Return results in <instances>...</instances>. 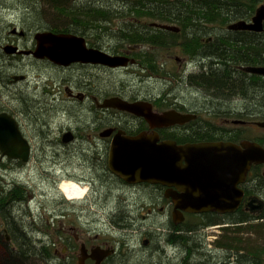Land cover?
<instances>
[{
    "label": "flooded vegetation",
    "instance_id": "obj_1",
    "mask_svg": "<svg viewBox=\"0 0 264 264\" xmlns=\"http://www.w3.org/2000/svg\"><path fill=\"white\" fill-rule=\"evenodd\" d=\"M156 2L0 0V117L29 151L27 162L0 152V163L20 172L8 191L21 193L31 223L23 233L57 243L64 264H264L254 230L264 226V161L248 168L229 214L212 211L201 191L207 156L180 188L128 183L111 170L113 145L132 138L240 150L247 142L264 152L260 98L210 89L207 48L219 44L220 27L145 15ZM236 72L229 76L239 81ZM187 168L182 161L179 170ZM64 185L83 195L69 198ZM9 226L0 214L7 245Z\"/></svg>",
    "mask_w": 264,
    "mask_h": 264
},
{
    "label": "water",
    "instance_id": "obj_2",
    "mask_svg": "<svg viewBox=\"0 0 264 264\" xmlns=\"http://www.w3.org/2000/svg\"><path fill=\"white\" fill-rule=\"evenodd\" d=\"M263 26L264 6H261L249 23L240 21L238 24L230 25L228 30L261 33ZM94 59L95 62L105 61L101 55L94 56ZM243 70L249 75L264 77V67ZM14 126L15 123L10 118L0 117V152L8 159H22L27 162L28 147L24 141L17 143L19 134ZM124 146L118 143L113 145V157L116 160L113 165L111 164V170L121 179L132 184L148 182L180 188L181 182L190 178V166L193 168L195 177L198 178L201 165L198 157L207 156L203 162L208 167L211 162L212 168L207 170L206 178H209V181L207 185H203L201 191L205 195L209 193L210 203H216L211 205L210 209L222 214L234 213L238 209L243 195L238 184L243 182L253 162L264 161V152L247 142L242 144L244 150L228 143L182 147L176 146L175 143L164 142L158 145L148 138H132ZM182 161L188 164L185 171L179 170ZM211 178L214 182L213 187ZM202 198L203 196H200L201 200ZM173 199L175 205L186 208V201L181 196L173 197Z\"/></svg>",
    "mask_w": 264,
    "mask_h": 264
},
{
    "label": "trees",
    "instance_id": "obj_3",
    "mask_svg": "<svg viewBox=\"0 0 264 264\" xmlns=\"http://www.w3.org/2000/svg\"><path fill=\"white\" fill-rule=\"evenodd\" d=\"M146 1V0H138ZM156 1V0H152ZM153 4L152 13L145 15L153 16H177L172 20L188 21V27H199L202 25L205 32L213 26L220 27L221 34L219 44L213 48H207L208 68L211 75L216 79L210 81V89L219 91L223 85L224 89L230 91L241 89L242 98L249 99L257 96L264 103V77L248 76L244 68L264 67V26L261 33L231 31L230 25L238 24L240 21L249 23L255 12L264 6V0H158ZM146 7H143V9ZM141 10V7L139 8ZM180 15H185L180 17ZM191 15V16H190ZM195 22V23H194ZM214 45V44H213ZM236 67L240 68L239 74ZM236 72L240 80L231 78L229 74ZM255 87H261L258 89ZM21 193L16 190L6 191L0 194V214L6 219L10 215L7 206L20 205ZM258 219V218H256ZM260 219H264V214ZM257 250L260 257L264 256V226H255ZM13 236V245L3 243L0 235V264H55L60 262L47 245L37 244L36 240L29 238L18 229L17 225L9 229ZM40 241V240H39ZM41 242V241H40Z\"/></svg>",
    "mask_w": 264,
    "mask_h": 264
},
{
    "label": "rangeland",
    "instance_id": "obj_4",
    "mask_svg": "<svg viewBox=\"0 0 264 264\" xmlns=\"http://www.w3.org/2000/svg\"><path fill=\"white\" fill-rule=\"evenodd\" d=\"M27 175L29 176V172L28 170L26 171ZM19 174L20 172L18 171L17 167L15 165H11V164H2L0 163V194L1 193H5L9 187L11 186L12 182H17L19 179ZM8 210H9V224H10V228L12 229L14 226L17 225V227L23 229V228H28L31 223H28V221L26 220V218L24 217V214L20 212L19 210V205H12V206H7ZM28 232H30V230L28 229ZM39 229L38 228H34L33 233H38ZM31 233V232H30ZM3 239V237H2ZM11 244L8 245H12V247H14L15 245L12 244V242H10ZM42 244V245H47L46 247L48 249H51V252L55 255L58 256V253L60 252L59 248H56V244L57 243H53L50 241H45V242H40L37 241V244ZM1 247V246H0ZM54 262L55 264H59L57 263V257H54Z\"/></svg>",
    "mask_w": 264,
    "mask_h": 264
},
{
    "label": "bare ground",
    "instance_id": "obj_5",
    "mask_svg": "<svg viewBox=\"0 0 264 264\" xmlns=\"http://www.w3.org/2000/svg\"><path fill=\"white\" fill-rule=\"evenodd\" d=\"M62 190H64L65 194L71 198L73 196L75 197H81L83 195V192L79 190L77 187L74 185H64Z\"/></svg>",
    "mask_w": 264,
    "mask_h": 264
}]
</instances>
